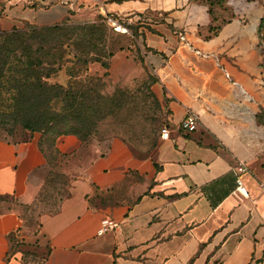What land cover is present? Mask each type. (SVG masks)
Returning <instances> with one entry per match:
<instances>
[{"label": "crops", "instance_id": "obj_1", "mask_svg": "<svg viewBox=\"0 0 264 264\" xmlns=\"http://www.w3.org/2000/svg\"><path fill=\"white\" fill-rule=\"evenodd\" d=\"M2 1L5 31L156 15L144 58L165 89L171 134L162 139L160 130L143 152L118 136L88 144L60 136L57 148L70 156L63 172L73 179L59 210L37 225L26 208L50 172L41 135L0 136V195L16 199L0 203V264H264V0ZM120 57L132 61L114 55L110 73ZM188 112L199 117L192 131L180 126ZM106 218L118 226L98 234ZM14 233L24 243L17 250Z\"/></svg>", "mask_w": 264, "mask_h": 264}, {"label": "trees", "instance_id": "obj_2", "mask_svg": "<svg viewBox=\"0 0 264 264\" xmlns=\"http://www.w3.org/2000/svg\"><path fill=\"white\" fill-rule=\"evenodd\" d=\"M105 17L100 15L104 21L93 23H72L68 19L49 26L25 24L10 31L0 29V126L12 122L32 132L55 133L50 143L44 137L40 140L50 167L47 178L69 156L58 150V138L76 135L87 143L97 124L111 112L105 98L90 85L93 76L87 74L93 63H99L105 70L99 81L111 74L115 50L107 44L110 29ZM263 24L264 16L260 26ZM69 64H72L68 69L71 80L67 85L51 81ZM258 121L263 124L262 114ZM166 126L170 127L169 122ZM13 200L16 199L0 195V203ZM10 240L15 250L24 245L16 233L11 234ZM24 253L38 263L43 261L35 251Z\"/></svg>", "mask_w": 264, "mask_h": 264}, {"label": "rangeland", "instance_id": "obj_3", "mask_svg": "<svg viewBox=\"0 0 264 264\" xmlns=\"http://www.w3.org/2000/svg\"><path fill=\"white\" fill-rule=\"evenodd\" d=\"M4 1L0 0V10H3ZM95 18V19H94ZM157 16L152 13H145L137 16L134 21L121 19L120 24L127 30L118 31L108 24L110 36L107 44L118 53L129 54L131 63L126 64L124 57L117 59L111 74L103 77L105 70L99 63L89 66L87 74L93 76L90 85L105 98L107 107L111 109L110 114L99 124L88 136V144L93 140H104L114 136L123 138L138 152L148 150L157 140L160 130L169 122V103L164 87L160 86L159 78L154 75L144 58L145 32L153 29L152 24ZM72 23H93L104 21L100 16L92 17L85 15L74 17L69 20ZM65 22V21H64ZM62 22V23H64ZM261 48L264 54V24L259 27ZM72 57V55H71ZM69 64L55 75L51 81L63 85L69 83ZM262 114L264 125V109L257 116ZM40 134L45 142H51L55 133L32 132L24 129L22 124L6 122L0 126V135L11 136L15 139H26L33 134ZM44 135V136H43ZM70 156L63 159L53 171L50 178H47L42 186L39 196L34 202L28 204L26 215L29 223L37 225L39 216L43 213H54L59 210L60 199L66 196L71 185V176L61 175L67 166ZM64 173V172H63Z\"/></svg>", "mask_w": 264, "mask_h": 264}, {"label": "built area", "instance_id": "obj_4", "mask_svg": "<svg viewBox=\"0 0 264 264\" xmlns=\"http://www.w3.org/2000/svg\"><path fill=\"white\" fill-rule=\"evenodd\" d=\"M123 19V18H119V17H115V16H106V21L112 25L116 30L118 31H126L127 29L120 24V20ZM131 21V20H129ZM234 84L236 86H238L242 92L245 94V95H248L247 94V91L242 88L240 86V84H238L237 82H234ZM181 128L184 129V130H195L197 129V127L199 126V117L196 113L194 112H188L186 114V116L184 117V119L182 120L181 122ZM170 127L168 126H163L161 128V138L162 139H168L170 137ZM247 168L244 164H241L239 165V167L237 168V171L238 172H244L246 171ZM237 190L245 197H248L249 196V191L247 189V187L245 186L243 180L241 179V177H238L237 179ZM118 226V223L116 220L114 219H111V218H106V219H103L102 220V224H101V227L98 231V234H104L108 231H111L113 229H115L116 227Z\"/></svg>", "mask_w": 264, "mask_h": 264}]
</instances>
